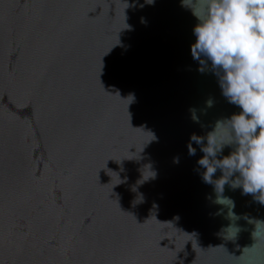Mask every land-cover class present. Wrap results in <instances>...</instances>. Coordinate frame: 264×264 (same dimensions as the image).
I'll list each match as a JSON object with an SVG mask.
<instances>
[{
    "label": "water",
    "instance_id": "95a60500",
    "mask_svg": "<svg viewBox=\"0 0 264 264\" xmlns=\"http://www.w3.org/2000/svg\"><path fill=\"white\" fill-rule=\"evenodd\" d=\"M197 23L181 0H0V264H264V205L225 184L231 217L191 140L240 110Z\"/></svg>",
    "mask_w": 264,
    "mask_h": 264
},
{
    "label": "clouds",
    "instance_id": "9594fccd",
    "mask_svg": "<svg viewBox=\"0 0 264 264\" xmlns=\"http://www.w3.org/2000/svg\"><path fill=\"white\" fill-rule=\"evenodd\" d=\"M144 2L152 5L155 0ZM181 6L199 21L193 29V59L200 62L201 71L211 62L222 95L240 109L217 121L206 137H191L204 153L198 160L205 169L203 181L214 186L216 203L229 207L231 217L238 218L231 211L234 202L223 196L225 184L264 205V0H181ZM191 111L198 121L195 110ZM225 147L231 149L227 155ZM188 149L189 155L196 154L191 142ZM217 170L221 176L214 178ZM249 222L255 224L252 237L256 241L264 221Z\"/></svg>",
    "mask_w": 264,
    "mask_h": 264
}]
</instances>
